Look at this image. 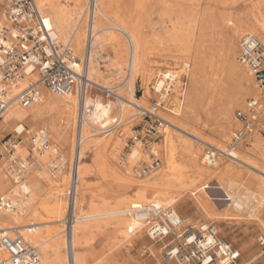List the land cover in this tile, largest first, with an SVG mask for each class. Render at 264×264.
<instances>
[{"label": "rangeland", "instance_id": "1", "mask_svg": "<svg viewBox=\"0 0 264 264\" xmlns=\"http://www.w3.org/2000/svg\"><path fill=\"white\" fill-rule=\"evenodd\" d=\"M36 1L47 24L56 30L60 40L69 41L63 39L55 24L58 16L66 12H69L70 16L75 14V8L79 7L75 0H54L53 4L48 3L44 7L40 0ZM132 2L133 0H105L103 10L106 14L98 12L95 17L94 11L92 24L95 25L100 18L102 20L101 32L115 33L120 38L114 43L103 45L98 49L99 63L102 64L98 83L103 86L114 87L116 92L127 99L135 100L136 93L137 96L141 97L140 102L149 106L151 98L156 97V94L149 89V84L156 75L163 70L181 68L185 63H190L189 82L184 103L180 107L177 106L180 103L177 97L180 83H177L174 88L175 97L170 99L171 105L175 103L174 106H171V109L174 108L173 111L163 110L161 114L170 122H180L189 131L197 132L209 144L226 149L231 142L234 131L241 128V123L236 118V112L244 107L249 98L256 96L259 92L256 80L240 65L237 55L240 38L246 34H251L241 32L242 29H249L254 35L264 39V32H259L256 29L261 15H264V1L185 0L181 2L179 0H143L136 7H132ZM89 3L90 0L84 1L79 11V18L75 21L76 25L83 26L86 41L92 18V14L88 10ZM126 8L128 10H125ZM96 9L98 11L97 6H95ZM5 10L6 2L0 0V24L7 23ZM49 17L52 18L49 19ZM109 18H127L131 24H138L147 45L146 62L151 68L150 74L146 77L134 70L133 91L129 89L128 85L133 42L127 32L106 28L108 25L116 26ZM172 28H177L178 32L186 39H183L182 42L177 41L172 45L169 44V30ZM72 45L77 56L82 62H86L84 58L87 54L86 49L79 53L73 42ZM195 50L200 53L201 57L197 62L194 61ZM124 60L128 61V65L126 69H120L119 64ZM49 94L54 98H60L51 91ZM93 94L97 95L102 102H106L107 99L100 89L95 88ZM189 100L192 102L190 110L187 109ZM123 108L124 110L121 111V104L116 102L112 105L110 112V118L122 115L120 126L108 135L98 134L87 140L97 138L104 143L96 151L87 147L85 149L87 157L83 160V165L87 172L83 179L87 186V200L82 205L84 210L77 211V214H91L98 207L112 208L117 206L119 209H130L134 205L132 201L138 198L140 184L155 181L157 176L165 170L169 184L179 185L182 179L190 180L193 178L196 181V187L204 184L218 187V183L213 180L216 179L219 180L223 189H209L211 196L213 198H226L227 192L235 198H242L247 202L244 210H239L234 205L233 200L220 199L215 201L216 204L212 203L209 211H206L194 203V195L191 194L190 190L184 191L181 198L174 204L163 203L176 208L184 220L185 227L214 224L221 237L240 249L244 260L251 261V264H264V246L261 243L262 237H264V176L260 173V171H264V106L260 105L259 111L262 113L252 134L248 135L236 150L243 162L232 161L225 156H220L216 168H209L206 163L203 164L205 169L209 170V172L205 171L204 173L197 171L180 149L171 150L167 143V136L171 135L178 144L181 143L182 139L192 141L197 149L195 164H200L207 143L179 132L177 129L166 127L165 134L156 140L131 144V142H127L128 138L134 133L133 126L141 118L136 114L133 107L123 104ZM77 114L78 106L75 104L71 127L67 132L69 143L64 146L59 142L58 127L55 126L59 125L60 118L54 120L56 114L50 109L43 112V118L39 119L37 124H27L28 130L19 135L13 128L5 130L1 128L0 121V138L13 136L16 139L18 137L19 145L16 150L22 146L27 149L25 155L28 157L24 158L16 150L9 152L0 146V151L3 154L0 157V174H6L3 181L5 193L16 189L18 191L16 196L20 197L22 194L20 187H18L19 183L15 182L16 175L13 174L14 167H12L13 162L10 159L11 154L18 156L27 164L24 179L21 181H28L32 202L29 205L25 222L28 218H33L31 213L35 202L41 201L46 193L58 189H62L60 196L61 204L64 207L62 219L66 215L67 190L75 154ZM40 128L49 130L53 147L58 149L52 163H49L50 153L42 157L31 152V136ZM84 131L86 136L90 135L88 126H85ZM136 147L141 152L137 158L133 159L130 153ZM153 150L157 151L161 159L160 167L148 175L139 176L138 170L151 162ZM54 165H57L59 169H54ZM111 168L116 170L122 178L119 179L109 173ZM228 169L229 171L225 173ZM81 176L79 173L80 183ZM123 178L131 180L133 184L127 188L122 187L121 179ZM48 179L51 180V183L48 182ZM166 185L163 183L161 186L165 187ZM196 187L191 188V190L195 191ZM0 193L2 192L0 191ZM177 194L178 192L169 186V195L175 196ZM153 200L157 199L151 197L144 203ZM1 214L2 217L5 216L3 212ZM13 214L10 213V218L3 219L5 226L14 225ZM227 214H231V216H227ZM113 218H132V216L125 213ZM38 221L37 219L36 222ZM95 221L90 220L87 223ZM48 227L58 229L63 237L65 241L63 254L66 264H68L65 226L61 221L52 223ZM34 244L40 245L39 242ZM83 245H85V251L88 254V264H176L175 261L167 260L163 249L164 243L152 240L143 228L138 234H132L128 237L115 225L93 227L87 232ZM39 250L44 256L41 245Z\"/></svg>", "mask_w": 264, "mask_h": 264}, {"label": "built area", "instance_id": "2", "mask_svg": "<svg viewBox=\"0 0 264 264\" xmlns=\"http://www.w3.org/2000/svg\"><path fill=\"white\" fill-rule=\"evenodd\" d=\"M7 23L0 24V121L13 104L27 108L42 97V88L57 95L76 93L79 108L76 119L75 154L71 168L70 183L67 190V212L61 220L65 226L66 252L68 264H75L73 228L81 219L75 211L77 189L79 184L78 166L80 150L87 136L84 127L88 126L91 136L108 135L122 123V115L112 118L111 122L92 124L88 121L90 111L86 108V99L93 90L100 89L107 99L105 104L122 101V96L114 87L95 84L89 77L85 62L77 56L71 41L60 40L56 30L47 24L36 0H5ZM96 2L90 0L88 10L92 14L88 28L87 45L93 37L92 23ZM91 8V9H90ZM93 11V12H92ZM237 60L257 82L258 94L249 98L243 108L236 112L241 128L234 131L231 142L226 149L213 144H206L204 160L210 167H215L220 156L234 157L239 144L252 134L264 106V39L254 34L240 38ZM190 63L183 67L163 70L150 82L149 89L156 94L149 106L140 102L141 97L135 93V100L129 105L136 110L141 120L133 126V134L127 142L131 144L147 143L156 140L172 125L161 112L170 110V99L175 97L174 88L178 90V107L184 103L189 82ZM93 99L97 95L91 96ZM121 111L123 108L121 106ZM19 135L20 133L17 132ZM18 138V137H17ZM10 136L0 138V146L14 152L19 145L18 139ZM31 152L43 156L53 148L51 135L47 128H40L31 136ZM0 151V157H2ZM13 174L20 181L24 179L27 164L18 156L11 154ZM161 165L157 152H152L149 164L138 170L139 176L148 175ZM54 169L59 167L54 165ZM16 181V179H15ZM15 208L12 193H0V210ZM147 235L157 242H163V249L168 261L176 264H251L242 258L239 248L220 236L214 224H201L187 228L175 207L158 200L132 205L128 211ZM34 224L27 228L31 231ZM264 246V237H262ZM0 264H44L39 247L18 230L6 231L0 226Z\"/></svg>", "mask_w": 264, "mask_h": 264}, {"label": "bare ground", "instance_id": "3", "mask_svg": "<svg viewBox=\"0 0 264 264\" xmlns=\"http://www.w3.org/2000/svg\"><path fill=\"white\" fill-rule=\"evenodd\" d=\"M84 1L85 0H75L77 6L79 5V7L75 8V14L70 16L69 12H66L65 14L58 16L56 18L55 26L57 28V31H59L60 35L63 37V39L69 40L75 44V46L77 47V51L79 53H81L83 49H86L87 54H85L84 58L86 61L85 66L87 69L88 77L95 84L103 87V85L99 84L97 81L99 80V77L101 76V68H102V64L99 63L98 49L101 48L103 45L114 43L116 40L120 38H119V35L115 33H111V32L102 33L101 32L102 29H100V24H102V20L99 18L97 20V23L92 26L93 37L91 38V44L87 45V41L85 40L86 39L85 30L83 26L75 24V21L79 18V11ZM95 1H96V6L98 8V11L97 9L95 10V17L98 12L101 14H106L103 10V5L105 3V0H95ZM142 1L143 0H133L131 5L132 7L139 6L142 3ZM173 1H177V0H173ZM179 1L182 2L185 0H179ZM40 3L44 7L48 3L53 4L54 0H48V1L40 0ZM127 8H130V6H127ZM127 8L125 10H128ZM50 18L52 17H49V19ZM110 20L116 26L114 27V26L108 25L106 26V28L110 30L117 29V30L127 32L130 35L132 42H133L131 62L129 63L130 76L128 78L129 89L133 91L134 81H135L134 70L137 73H142L146 77L149 76L150 74L151 68L149 65H147V62H146L147 45L144 40L143 33H141L139 30L138 24L136 23L131 24L129 19L127 18L126 19L118 18V19H110ZM256 29L259 32H264V15H261V19H259L256 25ZM241 32H247V33L253 34V32L249 29H242ZM183 39H186V38L183 35H181L180 32H178L177 28H172L171 30H169V44L172 45L173 43H176L177 41L182 42ZM125 46L127 47V45ZM199 58H201L200 53L195 50L194 61L197 62ZM127 63H128L127 60L122 61L119 64V66H121L120 69H126L128 65ZM194 76H195V73H194ZM57 96H59L60 98L52 97L51 94H49L48 89L42 88L41 99L38 100L36 103H33L31 106L27 108H22L18 104H13L11 107H9V109L4 114L3 119L1 120V128H3L4 130L7 128H13L14 131L23 133L24 131L28 130L27 124H31V125L37 124V121L43 118L42 117L43 112L46 109H50L52 110L53 113L55 112L56 114V116L54 117V120H57L58 118H60L59 125H55L58 127L59 142L63 146L68 144L69 141L67 139V132L69 131V128L71 127V120L75 112V104H77L79 108V102H78V98L75 92L68 94V95H57ZM122 98H123L122 101L119 102L122 108H123V104L130 106L129 101H132L133 99H127L124 96H122ZM85 105H86V108L90 111L88 115V119H89L88 121H90L92 124L103 125L104 123H108L112 121V118H110V112L112 110V107L111 108L108 107L99 98L93 99L92 97H87ZM30 107L32 108L28 109ZM191 108H192V102L191 100H189L187 109L190 110ZM171 124L172 125H169L167 127L177 129L179 130V132L186 133L191 137H194L204 143L209 144V142H207L204 138H202V136L199 135L197 132L189 131L184 124L180 122L178 123L171 122ZM163 134H165V130ZM90 137L93 138V136L88 135L87 139L85 140L80 150V162L78 166V175L80 173L82 176H81V183H80V178H79V184H78V189H77V199H76V204H75L76 213H78L77 211L84 210L82 208V205L85 204L87 200V186L83 179L84 174L87 172V169L83 165V160L87 157L85 149L87 147L88 149H91L92 151H96L102 145V143H104V142H100L97 138L87 141L89 140ZM167 140H168L167 143H168V146H170V149L173 151L176 149H180L181 152L184 153L185 156L188 158V160L193 164V167L197 171H199L200 173H204L205 171L209 172V170L205 169V167L203 166V164L206 163L204 160V155L202 159H200V164H195V154H197V149L192 141L187 140V139H182L181 143L178 144L177 142H175V139L171 135L167 136ZM16 151L17 153H21V155L24 158L28 157L27 155H25V152H27V149L24 146H22L20 149H17ZM140 152L141 151L139 148L137 147L134 148L133 151L130 153L131 158L133 159L137 158L140 155ZM152 152H157V151L153 150ZM56 153H58V149H55L53 147L51 150L46 152V154H44L43 156L49 154L50 156L49 163H52L56 157L55 155ZM233 154L235 158L229 157L230 160L243 162L240 159L237 151H233ZM216 166L215 167L209 166V168H216ZM228 171L229 169L225 173H227ZM109 173H111L113 176L119 179L122 178V176L119 175V173L113 168L110 169ZM260 173L264 176V171H260ZM5 175L6 174H3V173L0 174V191L2 193H5V188L3 186ZM166 175H167V171L165 170L159 176H157L155 181L145 182V183L140 184L139 191H138V198L132 201L133 204L134 205L142 204L145 201L150 200L151 197L156 198L160 202L174 204L181 198V195L184 191L190 190L191 194L194 195V198H193L194 203L198 207L203 208L206 211H209L212 203L216 204L215 201L220 200V199L222 200L224 199L226 201L233 200L234 205L239 210H244V208L247 205V202L244 199L235 198L232 194L227 193V192L225 194L227 196L226 198H213L211 194L209 193V189H213V188L223 189V186L220 184L219 180L213 179L214 181L218 183V187L212 186L210 184H204V185H201L200 187H196L195 186L196 181L193 178L190 180L182 179L179 185H176V184H169V181H167ZM15 179H16L15 182L19 183L18 187H20L22 194L21 195L18 194L20 195V197L16 196L18 193L16 189H12L9 192V193H12L14 196L15 208L12 210H3L2 212L5 215L3 217L1 214L2 212L0 210V218H1L0 226L3 229H6V231H10V232L13 230H18L32 242L34 243L39 242L43 248L44 256H42V254L41 256H42V260L44 264H66L65 256L63 254V248L65 245V241L63 237L60 235V232L58 229H51L50 227H48L50 226V224L56 223V222L59 223L62 220L61 216H62V212L64 209L63 204H61V201H60L62 189H58L57 191H50L46 193V195L41 199V201L39 202L37 201V203L35 202V205L33 202L34 206H33V210L31 213L33 215V218L32 219L28 218L27 222H25V218L28 214L29 205L32 202L31 188L27 180L20 181L19 179H17V177ZM48 182L51 183V180L49 181L48 179ZM163 183L167 185L165 187H162L161 185ZM132 184L133 182L129 179H125V178L121 179L122 187L127 188V187H130ZM169 186L170 188L173 187L178 192V194L175 196L169 195ZM193 187H196L195 191L191 190V188ZM20 204H21V207L19 208ZM129 210L130 209H126V210L119 209V207L117 206L112 207V208L98 207L94 210V213L79 215L81 219L76 223V225L73 228V232H72L75 264H88V254L85 251V245H83V241H84V238L87 232L93 227L100 228L102 227V225H115V227L120 229L128 237L132 234H138L141 231L142 227L140 226V223L134 217L132 218H113L112 219V217L114 216H119L125 213L129 215L128 213ZM10 213H14L12 215L14 225L5 226L4 225L5 222L3 221V219L6 217L10 218ZM227 216H231V214H227ZM104 218H107V220H104ZM37 219L39 220L38 222H36ZM90 220H96V221L92 223L90 222L87 223ZM32 223L34 224V226L31 228V231H29L27 228ZM66 245H67V241H66Z\"/></svg>", "mask_w": 264, "mask_h": 264}]
</instances>
